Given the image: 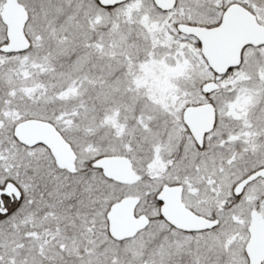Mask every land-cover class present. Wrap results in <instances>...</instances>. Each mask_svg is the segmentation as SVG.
Here are the masks:
<instances>
[{
	"label": "snow or ice",
	"instance_id": "6c2138e0",
	"mask_svg": "<svg viewBox=\"0 0 264 264\" xmlns=\"http://www.w3.org/2000/svg\"><path fill=\"white\" fill-rule=\"evenodd\" d=\"M0 264H264V0H0Z\"/></svg>",
	"mask_w": 264,
	"mask_h": 264
}]
</instances>
